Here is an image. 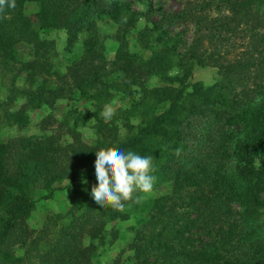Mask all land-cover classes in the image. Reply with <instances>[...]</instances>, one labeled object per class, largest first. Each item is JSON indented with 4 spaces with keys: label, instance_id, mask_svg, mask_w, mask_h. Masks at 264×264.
<instances>
[{
    "label": "trees",
    "instance_id": "trees-1",
    "mask_svg": "<svg viewBox=\"0 0 264 264\" xmlns=\"http://www.w3.org/2000/svg\"><path fill=\"white\" fill-rule=\"evenodd\" d=\"M27 2L36 9L26 13ZM140 15L122 0H15L0 12V122L24 127L27 112L72 90L95 111L126 101L97 120L91 142L74 129L55 136L50 114L36 123L38 134L0 139V264H90L106 222L127 217L90 195L94 153L110 147L151 155L156 184L168 187L151 200L125 264H264V0L186 1L135 33L140 46L130 50L126 34ZM102 18L116 25L111 36L97 33ZM176 25H192L183 52L155 44L171 41ZM56 29L64 49L87 33L62 73L47 38ZM106 38L117 43L110 58ZM185 63L214 67L216 79L187 80ZM154 74L163 82L150 86ZM63 189L71 198L82 189V203L30 228L36 201Z\"/></svg>",
    "mask_w": 264,
    "mask_h": 264
},
{
    "label": "rangeland",
    "instance_id": "rangeland-1",
    "mask_svg": "<svg viewBox=\"0 0 264 264\" xmlns=\"http://www.w3.org/2000/svg\"><path fill=\"white\" fill-rule=\"evenodd\" d=\"M128 2L133 10L145 13L146 17L140 15L132 28L131 32L126 34L128 47L130 50H138L139 43L135 33L139 32L143 28L149 29L151 27V22L159 19V15L164 12H176L185 4L186 1L191 0H122ZM214 5H210L209 11L213 16L217 11ZM36 9V6L32 2H27L24 5V11L30 13ZM116 25L106 18H102L96 22V30L100 36H111L114 34ZM192 33V25H176L172 28L169 34L172 37L171 41H166L165 38L162 43L156 42L157 45L168 46L169 44L175 45V51L183 52L186 44L189 42ZM155 33L152 32L151 36L148 38L152 40V36ZM87 37V33L82 32L78 35V38L68 49L65 47V34L63 30L56 29L51 30L47 34V38H50L54 42L55 54L51 56V61L53 65V70L58 73L64 72L66 63L70 58L79 54L81 49V44L83 40ZM151 44L154 45L151 41ZM117 43L112 38L104 39L105 55L110 58L116 47ZM228 48V47H227ZM224 48V50H227ZM230 55V54H229ZM184 67H189V75L187 80L189 81H200L203 84H210L216 79V69L207 66H193L191 64L185 63ZM180 72L181 68L174 66L173 72ZM2 85H4L5 80L2 78ZM163 82L162 77L154 74L148 77L147 83L150 86H156ZM51 85V82L48 81ZM6 87V92H7ZM66 92V94L55 101L51 108L42 107L41 109L31 110L27 112L28 120L26 126L17 127L13 124L8 123L2 117V122H0V139H5L7 137L22 136L30 134H38L40 129L36 123L47 114L52 115L50 123L59 122L56 129V135L59 138L65 139L69 135L67 130L74 129L79 132V136L82 140L86 142H91L94 139V125L97 120L100 119L102 122L108 121L110 119H105L101 113L105 106H108L116 114V108L126 106V101H119L118 98L113 99L109 103L102 106L99 111H95L97 106L90 102L77 97L75 91ZM9 108L10 111L17 107V103L7 104L5 106ZM112 116V117H113ZM111 117V118H112ZM118 121V119H116ZM131 122H135V119H131ZM42 132V131H41ZM79 192L72 196L70 190H54L51 196L45 199H39L31 207L29 215L27 217V224L30 228L37 229L42 224L44 217L50 213H63L72 204L73 201L80 205L83 201V196L81 195L82 189H77ZM39 193H45L43 190H39ZM168 192V187L166 184H156L154 190L148 194H140V202L134 203L133 205L124 206L123 211L127 213L126 218L114 219L106 222L104 227V243L98 245L94 250L90 264H111V262L118 258L119 264H125L126 257L130 255L128 250V244L133 239V234L135 230L139 227L140 223L144 220L147 214L148 208L150 206L151 200L158 195L166 194Z\"/></svg>",
    "mask_w": 264,
    "mask_h": 264
},
{
    "label": "clouds",
    "instance_id": "clouds-1",
    "mask_svg": "<svg viewBox=\"0 0 264 264\" xmlns=\"http://www.w3.org/2000/svg\"><path fill=\"white\" fill-rule=\"evenodd\" d=\"M5 7L14 8L15 0H0V12ZM101 115L111 119L114 111L105 106ZM94 176L91 198L100 207L122 210L125 202H140L137 193L148 194L154 190L156 176L151 155H140L118 148L101 149L94 153Z\"/></svg>",
    "mask_w": 264,
    "mask_h": 264
}]
</instances>
